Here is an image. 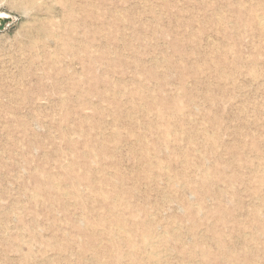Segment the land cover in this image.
<instances>
[{
  "label": "rangeland",
  "instance_id": "rangeland-1",
  "mask_svg": "<svg viewBox=\"0 0 264 264\" xmlns=\"http://www.w3.org/2000/svg\"><path fill=\"white\" fill-rule=\"evenodd\" d=\"M0 264H264V0H0Z\"/></svg>",
  "mask_w": 264,
  "mask_h": 264
},
{
  "label": "bare ground",
  "instance_id": "bare-ground-1",
  "mask_svg": "<svg viewBox=\"0 0 264 264\" xmlns=\"http://www.w3.org/2000/svg\"><path fill=\"white\" fill-rule=\"evenodd\" d=\"M242 252V251H241ZM151 253V252H150ZM152 254V253H151ZM156 255V254H155Z\"/></svg>",
  "mask_w": 264,
  "mask_h": 264
}]
</instances>
